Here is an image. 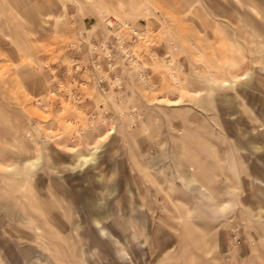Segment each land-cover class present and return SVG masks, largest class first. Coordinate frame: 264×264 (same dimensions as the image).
<instances>
[{
	"label": "rangeland",
	"instance_id": "374dc122",
	"mask_svg": "<svg viewBox=\"0 0 264 264\" xmlns=\"http://www.w3.org/2000/svg\"><path fill=\"white\" fill-rule=\"evenodd\" d=\"M241 1L0 0V264H264V0ZM74 41L112 48L89 96L113 132L35 143L70 129L33 101Z\"/></svg>",
	"mask_w": 264,
	"mask_h": 264
},
{
	"label": "built area",
	"instance_id": "2783aa9c",
	"mask_svg": "<svg viewBox=\"0 0 264 264\" xmlns=\"http://www.w3.org/2000/svg\"><path fill=\"white\" fill-rule=\"evenodd\" d=\"M105 29L112 36V41L118 46L125 49V40L122 34H127L132 40H144V34L128 23L121 22L115 18H108L105 21ZM85 45L71 42L62 49L66 60L60 65L46 64L47 75L53 82V89L49 93L52 100L36 99L33 105L43 112L48 108H57V114L63 116L66 125L70 129L65 135L62 131L47 129L46 133L39 134L36 139L33 134L29 133L28 137L35 143L54 144L66 139L69 144H76L85 134L90 133L94 126L108 129L111 134L114 129L112 112L98 100L93 101L89 96L93 89L98 96H105L109 90V80L115 81L113 75L114 57L112 48L106 41L94 44L88 49L89 59L84 61ZM126 53L127 51H124ZM68 59V60H67ZM59 61V59H57ZM138 78L146 86V73L144 70L138 71ZM71 114V115H69ZM80 120H85L86 124L82 125ZM38 122V121H36ZM36 122L33 126L34 133L40 131L36 129Z\"/></svg>",
	"mask_w": 264,
	"mask_h": 264
},
{
	"label": "crops",
	"instance_id": "0c3cea01",
	"mask_svg": "<svg viewBox=\"0 0 264 264\" xmlns=\"http://www.w3.org/2000/svg\"><path fill=\"white\" fill-rule=\"evenodd\" d=\"M238 1L241 2V3H243V1H241V0H238ZM48 17H50V16H47V18H48Z\"/></svg>",
	"mask_w": 264,
	"mask_h": 264
},
{
	"label": "bare ground",
	"instance_id": "6f19581e",
	"mask_svg": "<svg viewBox=\"0 0 264 264\" xmlns=\"http://www.w3.org/2000/svg\"><path fill=\"white\" fill-rule=\"evenodd\" d=\"M85 161H88L89 162V159H86Z\"/></svg>",
	"mask_w": 264,
	"mask_h": 264
}]
</instances>
